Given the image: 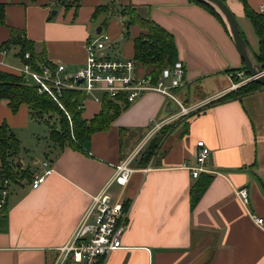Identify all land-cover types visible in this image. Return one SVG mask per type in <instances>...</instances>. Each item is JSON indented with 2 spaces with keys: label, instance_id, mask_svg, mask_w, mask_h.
Masks as SVG:
<instances>
[{
  "label": "crops",
  "instance_id": "1",
  "mask_svg": "<svg viewBox=\"0 0 264 264\" xmlns=\"http://www.w3.org/2000/svg\"><path fill=\"white\" fill-rule=\"evenodd\" d=\"M61 1L0 0L6 3L7 15V24H0V71L21 74L19 69L26 63L17 55V46L3 52L11 27L24 30L35 42L38 57L53 66L63 64L64 79L84 66L86 44L97 36L98 27L112 38L108 54L134 58V38L142 28L128 24L129 17L121 12L123 6L132 4L175 36L178 60L185 67L178 91H184L186 101L194 93L187 106L238 87L227 70L241 67L243 59L228 26L198 3L78 0V4L66 5L71 0ZM225 2L240 26L243 21L252 27L258 51L249 44L259 52V37L242 2ZM249 2L261 12L264 0ZM41 61L37 58L38 65ZM137 72H151V67L137 62ZM203 82H210L211 93L200 91ZM82 93L83 117L92 119L101 110L104 94L98 92L97 100ZM169 102L160 92H146L81 148L62 147L50 137L44 158L28 163L31 150L46 137L47 124L34 118L26 103L13 110L9 100H0V125H8L20 144L12 158L20 179L12 177L8 202L0 214V264H54L59 256L63 264H81L71 255L65 258L61 249L70 242L92 196L111 179L116 165L137 152L132 161L136 171L128 184L122 189L112 182L108 189L114 200L124 198L129 207L122 247L99 258L97 264H264V89L205 103L158 129V124L178 111ZM159 133L164 134L146 162L144 153ZM198 140L205 141L210 156L206 170L193 177L189 166L196 164ZM44 161L52 172L33 188L31 181L42 172ZM204 183L197 196V188ZM243 187L249 192L248 206L236 194ZM253 214L263 218V223L258 224Z\"/></svg>",
  "mask_w": 264,
  "mask_h": 264
},
{
  "label": "built area",
  "instance_id": "2",
  "mask_svg": "<svg viewBox=\"0 0 264 264\" xmlns=\"http://www.w3.org/2000/svg\"><path fill=\"white\" fill-rule=\"evenodd\" d=\"M260 10L264 12V5ZM111 39L108 33L103 32L90 39L86 44V62L71 78L64 79L61 76L65 69L63 64L53 66L48 60H42L39 69H35L31 63L26 62L19 72L26 82L34 83L40 93L49 94L62 108L63 105L59 97L65 88L81 90L86 95L94 96L97 100L96 94L102 92L108 98L124 104L135 102L146 92H160L171 100L169 103L172 104V101H175L180 109L170 114L169 119L164 123L158 124V129L170 119L197 110L205 103L207 104L218 97L213 96L199 104L185 106L174 92V89L179 87L184 80L183 61L178 60L174 65L163 68L158 76L152 72L139 73L134 58L114 57L106 52V47ZM8 49L4 48L3 52H8ZM25 57L30 58V53L27 52ZM80 108L84 109L83 103ZM149 136L140 147L147 142ZM196 145L198 148L196 164L189 166L193 177H198L201 172L206 170L205 165L210 156V148L204 140H198ZM136 154H130L118 163L111 179L98 193L92 196L70 242L61 249V254H65V258L71 255L74 261L81 264H97L99 258L122 247L123 234L128 227L129 207L125 206L124 198L118 197L114 200L108 189L112 182L119 184L122 189L128 184L136 171L132 166ZM42 165V172L35 175L31 181L33 188L39 187L46 176L52 172L47 161H44ZM12 182L13 178L0 167V214L7 205ZM236 194L241 202L248 206L250 197L247 188L237 189ZM252 217L255 218V215L253 214ZM255 220L258 224L263 223V218H255ZM62 262L61 256H59L54 264H63Z\"/></svg>",
  "mask_w": 264,
  "mask_h": 264
},
{
  "label": "trees",
  "instance_id": "3",
  "mask_svg": "<svg viewBox=\"0 0 264 264\" xmlns=\"http://www.w3.org/2000/svg\"><path fill=\"white\" fill-rule=\"evenodd\" d=\"M37 2V0H29ZM205 7L208 11L216 15L223 23L224 19L210 4L200 0H189ZM243 4L245 16L251 21L258 37L259 52L253 51L257 60L264 68V13L253 9L249 0H240ZM65 3V1H61ZM78 4V0H71L66 5ZM106 6H99L104 8ZM121 12L130 18L131 23H137L141 28V33L134 38V59L146 66L151 67V72L158 76L163 68L174 65L178 61V49L173 33L165 29L163 26L155 22L151 16H144L140 13L135 5L123 6ZM0 24H7L6 3L0 2ZM226 24V23H225ZM243 37L246 39L244 32L241 30ZM249 44V41L246 39ZM250 45V44H249ZM17 46L19 48L17 55L24 61L31 63L35 69H39L37 62L41 58L35 52V42L26 36L24 30L11 27V34L2 48H10ZM251 47V46H250ZM253 50V49H252ZM29 52L30 58H26L25 54ZM44 59L43 61H45ZM227 71L241 72L243 71L244 79L250 77L245 63L238 68H231ZM242 77L236 73L233 75L235 82L243 81ZM264 89V85L257 80H248L239 85L235 89L219 96L214 102H223L229 99L241 97L253 91ZM7 99L13 110L21 103H26L30 108L31 115L41 121H45L50 129V137L60 146L70 145L80 147L84 145L96 131L107 130L113 120L124 110L129 104L118 102L108 98L105 94L102 100V107L98 114L92 119L83 117V109L80 108L83 99L81 90L65 88L62 90L59 103L47 93H40L36 85L25 82L21 74L0 71V100ZM209 102V103H210ZM162 132H165L163 129ZM164 133H159L153 138L151 145L147 147L144 153L145 161L148 162L150 157L155 153L160 139ZM20 151L19 140L6 124L0 125V158L2 162L1 168L4 172L16 177L17 173L13 169L16 163L12 158ZM23 174L28 175L27 171ZM206 183L197 188V196L205 188Z\"/></svg>",
  "mask_w": 264,
  "mask_h": 264
},
{
  "label": "water",
  "instance_id": "4",
  "mask_svg": "<svg viewBox=\"0 0 264 264\" xmlns=\"http://www.w3.org/2000/svg\"><path fill=\"white\" fill-rule=\"evenodd\" d=\"M210 4L216 9V11L222 16L225 23L228 26L229 32L232 36L233 42L240 53L247 70L250 73V80H257L264 85V72L263 67L260 62L257 60L255 54L253 53L252 48L243 37L239 22L237 17L230 9L225 0H200ZM56 13V10L53 11V14ZM126 22L129 24L130 19L126 18ZM101 27H98L97 32H101ZM21 166V163L18 162Z\"/></svg>",
  "mask_w": 264,
  "mask_h": 264
},
{
  "label": "rangeland",
  "instance_id": "5",
  "mask_svg": "<svg viewBox=\"0 0 264 264\" xmlns=\"http://www.w3.org/2000/svg\"><path fill=\"white\" fill-rule=\"evenodd\" d=\"M240 27H242L241 30L244 32V35H245L246 39L250 42L251 46L256 51H258V39L254 35V31H253L252 27L250 26V28H251L250 29L248 27V23L243 22V21H241V26ZM111 55L114 56L116 54H111ZM228 72L232 74L231 75V79H232V81H233V83L235 85H238L239 86V85L243 84L245 81H248V79H244L243 71H241V72L228 71ZM235 73L238 76L242 77V79H244V80L243 81H239V82H235V80H233V75ZM219 82L220 81H217V82H215V84L216 83H219ZM210 85H211L210 82H207V83L206 82H203V84H200V86H201L200 87V89H201L200 91H204L205 93H211L210 92L211 91L210 90L211 89V86ZM223 85H224V83L221 86H223ZM178 89H179V87H177V88L174 89L175 94L182 100V102L184 103L185 106L189 105L188 103L191 102V101H193V99H194L193 98L194 97L193 90L190 92V95H191L192 98L189 101H186L185 98H184V91L183 90L182 91H178ZM219 96H221V95H219ZM169 101H171V100H169ZM172 104H173L174 109H176V110H179L180 109V107L177 105V103L175 101H172ZM45 126H46V137H42L40 139L41 142L39 144H36V146L34 147V149L31 150V152L29 153L30 155L28 156V163L31 162V161H33L36 158L43 159L44 158V151H49V149H50L49 148V145L51 144V140H50L49 128H48L47 125H45Z\"/></svg>",
  "mask_w": 264,
  "mask_h": 264
}]
</instances>
